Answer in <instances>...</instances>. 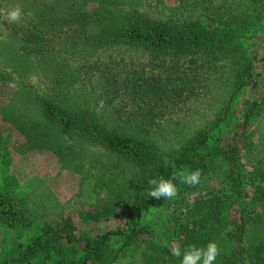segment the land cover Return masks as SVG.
<instances>
[{
    "label": "trees",
    "instance_id": "1",
    "mask_svg": "<svg viewBox=\"0 0 264 264\" xmlns=\"http://www.w3.org/2000/svg\"><path fill=\"white\" fill-rule=\"evenodd\" d=\"M130 1L93 0V6L87 8L88 0H0V9L19 5L23 10L19 23L0 18V90L7 93V100L0 107L2 121L31 145L57 150L69 147L68 142L86 139L105 146L135 167L122 193L93 207L85 217L99 222L102 217L109 221L117 212L123 216L122 226L104 232H77L67 216L40 224L28 221L27 210L19 206L15 195L18 180L7 175L6 185L0 186V223L19 229L23 237L19 248L28 264H111L124 248L130 249L132 257L147 259V264H180V258L171 254L168 245L142 239L144 226L138 221L141 213L164 199L146 197L152 187L148 181L161 176L173 179L181 169H199L201 179L217 162L235 165L236 141L241 134L227 136L220 130L236 94L243 87L257 88L251 64L238 70L235 91L212 125L169 153L161 152L139 134L109 130L84 119L53 94L56 87L64 92L71 89L85 74V47L129 44L155 57L200 54L207 58L244 48L228 29L207 27L197 20L180 25L157 22L146 12L128 10ZM106 73L108 79H101L99 87L124 95L128 86L121 91L116 74L110 68L104 70ZM247 103L241 131L248 127L259 105L256 100ZM215 130L219 131V138L215 137ZM6 138L0 130V144ZM3 159L0 162L4 164ZM165 159L170 162L168 167L164 166ZM95 181L91 176L85 178V195L90 198L94 196ZM174 183L181 193L194 191L192 206L170 219L175 222L173 232L183 244L202 247L216 242L220 251L214 264H264L263 173L245 176L234 166L226 180L212 189L199 184L188 186L178 180ZM246 185L252 191L248 192ZM120 237L122 246L112 250L113 240ZM111 253L112 259L107 260Z\"/></svg>",
    "mask_w": 264,
    "mask_h": 264
},
{
    "label": "rangeland",
    "instance_id": "2",
    "mask_svg": "<svg viewBox=\"0 0 264 264\" xmlns=\"http://www.w3.org/2000/svg\"><path fill=\"white\" fill-rule=\"evenodd\" d=\"M92 3L93 0H88L87 8ZM126 7L134 12L135 9L146 12L152 20L170 25L197 20L207 27L228 29L237 35L244 48L207 58L200 54L155 57L129 44L98 49L85 47V74L71 89L64 92L63 88L56 87L53 94L70 104L84 119L98 122L109 130L139 134L151 140L161 152L169 153L212 125L235 91L238 70L251 64L257 88L243 87L236 94L220 130L227 136L241 134L236 141L235 165L217 162L200 179L199 185L209 189L219 187L234 166L245 176L264 174L261 172L264 171V0H131ZM109 68L120 80L121 91L128 86L124 95L99 87L100 80L109 76L104 75V70ZM6 100L7 93L1 89L0 107ZM252 100L258 102V108L248 127L241 131L244 109ZM100 101L104 107L97 111ZM0 130L7 137L0 144V161L4 158L5 162H0V186L6 185L7 175L17 178L15 195L19 206L26 208L28 221L40 224L67 216L71 217L77 232H104L123 225V216L118 212L109 221L102 217L94 222L85 217L93 207L119 196L128 185L135 167L127 159L86 139L68 142L69 147L57 150L31 145L1 117ZM218 133L214 131L219 138ZM89 176L96 179L92 198L85 195V178ZM246 190L252 191L247 185ZM193 193L178 191L175 199H163L143 211L138 220L144 226L142 239L148 238L169 248L175 243L183 249L186 245L173 232L175 222L170 219L192 206ZM120 238L113 240L112 250L122 246ZM20 240L23 237L18 228L0 223V264H28L19 248ZM147 262V259L132 257L130 249L124 248L110 263Z\"/></svg>",
    "mask_w": 264,
    "mask_h": 264
},
{
    "label": "clouds",
    "instance_id": "3",
    "mask_svg": "<svg viewBox=\"0 0 264 264\" xmlns=\"http://www.w3.org/2000/svg\"><path fill=\"white\" fill-rule=\"evenodd\" d=\"M22 8L15 5L8 8L0 9V18L7 20L9 23H19L22 16ZM104 107V102L100 101L97 105V111ZM170 162L165 159L164 166L168 167ZM172 167H175L172 164ZM201 171L181 169L174 173L173 179H166L163 176L151 178L148 183L152 187L146 192V197L155 199H175L178 195V188L174 180L188 186H196L200 182ZM219 248L216 242L210 241L206 246L198 247L195 244H188L183 249L179 244H173L170 252L174 257L180 258V264H214L219 255Z\"/></svg>",
    "mask_w": 264,
    "mask_h": 264
}]
</instances>
